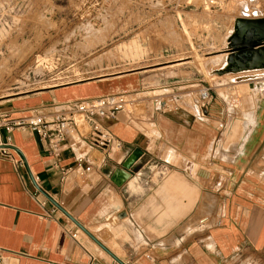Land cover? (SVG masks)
Here are the masks:
<instances>
[{
	"label": "crops",
	"instance_id": "0c3cea01",
	"mask_svg": "<svg viewBox=\"0 0 264 264\" xmlns=\"http://www.w3.org/2000/svg\"><path fill=\"white\" fill-rule=\"evenodd\" d=\"M253 83L234 108L211 97L203 116L137 99L143 114L125 110L111 126L120 151L89 152L90 171L64 179L35 135L0 131V264H118L67 215L122 264H264V77ZM139 86L135 74L64 84L3 100L0 115ZM66 140L57 162L72 168L85 145Z\"/></svg>",
	"mask_w": 264,
	"mask_h": 264
},
{
	"label": "rangeland",
	"instance_id": "374dc122",
	"mask_svg": "<svg viewBox=\"0 0 264 264\" xmlns=\"http://www.w3.org/2000/svg\"><path fill=\"white\" fill-rule=\"evenodd\" d=\"M243 17H264V0H0V102L135 74L139 89L122 93L136 118L147 104L136 106L137 99L203 116V89L234 108L264 77V67L243 77L219 72L228 36Z\"/></svg>",
	"mask_w": 264,
	"mask_h": 264
},
{
	"label": "built area",
	"instance_id": "2783aa9c",
	"mask_svg": "<svg viewBox=\"0 0 264 264\" xmlns=\"http://www.w3.org/2000/svg\"><path fill=\"white\" fill-rule=\"evenodd\" d=\"M210 99L207 89L199 91L198 100L201 107H205ZM131 103L128 96L121 92L82 101H68L49 111L32 110L28 115L14 119L7 114H1L0 131L3 130L7 134L18 131L35 135L45 144L46 152L54 162V168L64 179L71 171H90L92 164L88 158L89 152L98 151L110 158L120 151L122 144L113 135L111 126ZM154 108L156 111L166 112L163 102L155 101ZM81 122L86 125L85 133L79 132ZM67 135L80 139L85 145L84 153L74 156L72 168L61 167L57 162L61 153L69 147ZM9 140L7 138V143ZM2 148L0 140V154L5 156L6 152ZM17 164L21 165V160L17 161ZM71 236L75 238L76 235Z\"/></svg>",
	"mask_w": 264,
	"mask_h": 264
},
{
	"label": "bare ground",
	"instance_id": "6f19581e",
	"mask_svg": "<svg viewBox=\"0 0 264 264\" xmlns=\"http://www.w3.org/2000/svg\"><path fill=\"white\" fill-rule=\"evenodd\" d=\"M262 41H264V17H243L236 21L232 33L228 36L229 52L224 57L226 65L220 68L219 72L243 73L239 74L243 77L247 76V73L261 70L264 67V45H260ZM248 44L251 47L241 52L239 48ZM242 79L245 81L248 78ZM235 130L234 127L232 132Z\"/></svg>",
	"mask_w": 264,
	"mask_h": 264
},
{
	"label": "water",
	"instance_id": "95a60500",
	"mask_svg": "<svg viewBox=\"0 0 264 264\" xmlns=\"http://www.w3.org/2000/svg\"><path fill=\"white\" fill-rule=\"evenodd\" d=\"M249 47H251V45H245L244 47L239 48L241 50V52L246 51ZM68 218L75 223V225L85 234L87 235L94 243H96L105 253H107L110 257H112L115 262H117L118 264H122L121 261H119L117 258H115V256L109 252L103 245H101L84 227H82L78 222H76L72 217H70L69 215H67Z\"/></svg>",
	"mask_w": 264,
	"mask_h": 264
}]
</instances>
